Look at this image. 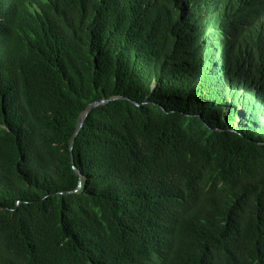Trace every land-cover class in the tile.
Segmentation results:
<instances>
[{"label":"trees","instance_id":"trees-1","mask_svg":"<svg viewBox=\"0 0 264 264\" xmlns=\"http://www.w3.org/2000/svg\"><path fill=\"white\" fill-rule=\"evenodd\" d=\"M0 264H264V0H0Z\"/></svg>","mask_w":264,"mask_h":264},{"label":"water","instance_id":"water-1","mask_svg":"<svg viewBox=\"0 0 264 264\" xmlns=\"http://www.w3.org/2000/svg\"><path fill=\"white\" fill-rule=\"evenodd\" d=\"M116 97H112V98H109V99H101L99 101H94V102H91L90 104L87 105V107L84 109V111L81 113L80 115V119H79V123H78V126L74 132V135H73V138L71 140V144H70V150H71V155H72V159H74V155H73V147H74V143H75V139L76 137L78 136L83 124H84V120L85 118L87 117V115L89 114V112L96 108L97 106L99 105H102V104H105L107 102H109L110 100L112 99H115ZM73 168L80 174V179H79V185H78V188L75 189L74 191H77L81 188L82 186V173L80 172V170L75 166L74 164V160H73Z\"/></svg>","mask_w":264,"mask_h":264}]
</instances>
